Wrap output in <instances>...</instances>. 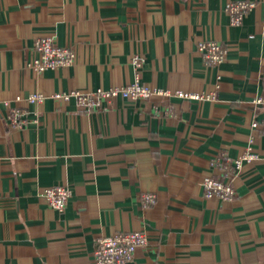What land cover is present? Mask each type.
<instances>
[{
  "label": "crops",
  "instance_id": "crops-1",
  "mask_svg": "<svg viewBox=\"0 0 264 264\" xmlns=\"http://www.w3.org/2000/svg\"><path fill=\"white\" fill-rule=\"evenodd\" d=\"M238 2L255 7L234 26ZM263 26L264 0H0V264H95L99 238L134 231L149 241L130 264H264ZM47 37L72 66H28ZM206 40L224 63L206 64ZM137 76L170 96L85 110L72 95ZM210 176L235 197L206 198ZM58 185L63 212L41 196Z\"/></svg>",
  "mask_w": 264,
  "mask_h": 264
},
{
  "label": "built area",
  "instance_id": "built-area-1",
  "mask_svg": "<svg viewBox=\"0 0 264 264\" xmlns=\"http://www.w3.org/2000/svg\"><path fill=\"white\" fill-rule=\"evenodd\" d=\"M254 7L255 4L252 2L230 3L226 9L230 16L231 24L234 26L241 25L246 14ZM198 50L209 66L221 65L227 57V49L221 43L214 40L199 42ZM34 52L36 57L28 66L39 74L44 73L48 69L70 67L76 59L75 52L72 49L61 47L53 38L48 37L38 39L35 42ZM142 62L143 58L140 55L133 57V63L137 68L141 67ZM176 94L183 98L195 97L194 95L182 92H177ZM72 95L76 97L81 109L88 110L101 107L102 100L105 98L121 97L127 102H137L150 99L153 96L168 97L170 93L141 83L137 76L135 82L113 88L110 91L100 90L88 94L74 92ZM56 98L68 101L70 95L58 94ZM195 98L203 99V96H196ZM42 100L43 96L33 95L30 101L41 102ZM253 127L258 128L259 124L254 123ZM213 164L216 165L215 163ZM220 167L222 171H234V169L241 167V162L238 161L234 165L231 161H227L221 163ZM203 186L205 188V196L208 199L232 200L236 195L233 185L212 176L205 178ZM41 196L51 208L63 212L72 196V190L67 185H58L44 189L41 192ZM143 201L146 205L154 204L156 196L153 194L145 195ZM148 241V236L143 231L122 232L112 236H103L97 240L94 252L95 264H130L135 259L136 251L146 246Z\"/></svg>",
  "mask_w": 264,
  "mask_h": 264
}]
</instances>
